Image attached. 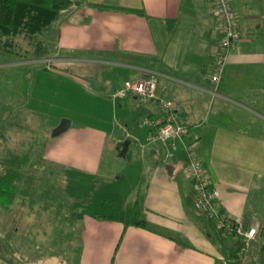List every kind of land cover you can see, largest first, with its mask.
Segmentation results:
<instances>
[{
  "label": "crops",
  "instance_id": "obj_1",
  "mask_svg": "<svg viewBox=\"0 0 264 264\" xmlns=\"http://www.w3.org/2000/svg\"><path fill=\"white\" fill-rule=\"evenodd\" d=\"M73 2L48 31L58 32L52 66L80 63L74 58L80 54L92 67L99 64L102 69L120 70L114 80H107L99 89L91 86L95 88L92 92L107 101L112 100L110 92L119 90L132 77L155 78L159 98L182 107L191 127L187 140L196 143L212 186L220 192L219 204L229 218L241 219L248 229H257L256 240L264 246V135H259L264 133V0H232L242 43L230 55L217 88L211 74L221 30L211 0ZM42 62H17L0 65V69ZM25 95L8 92L5 101L10 105L0 107V136L12 145L15 140L13 148L23 142L20 135L25 131L24 126L12 122L8 109L15 105L23 112ZM133 96L117 104L110 101L117 129L66 130L47 148L41 161L60 171L64 165L83 176L100 177L106 153L130 139L124 157L133 145L136 157L132 162L147 180L142 200L145 226L133 225L135 219H98L88 212L80 221L65 217L64 222L74 224L60 226L63 231L58 228L57 235L64 232L69 237L73 228L79 229L73 231L78 235L75 240L71 236L77 241V264H231L237 240L222 236L215 223L196 210L186 153L180 151L166 159L165 146L147 143L151 128L144 126L143 119L157 118L159 108ZM136 102L143 105L137 111ZM37 119L32 127L39 126ZM117 130L129 132L126 139L117 135ZM5 145L0 144V152ZM13 151L12 158L0 156L1 168L10 162L23 163L25 152ZM26 176L22 174L13 203L0 205V222L5 224L0 244L4 243L2 236L10 243L21 236L24 223L31 219V227L37 228L40 222L42 231L53 229L57 238L54 222L49 219L52 214L46 211L44 216L30 210L40 202L36 197L45 196L27 188ZM0 264L23 263L0 253Z\"/></svg>",
  "mask_w": 264,
  "mask_h": 264
},
{
  "label": "rangeland",
  "instance_id": "obj_2",
  "mask_svg": "<svg viewBox=\"0 0 264 264\" xmlns=\"http://www.w3.org/2000/svg\"><path fill=\"white\" fill-rule=\"evenodd\" d=\"M57 39L58 32H46L31 41L20 36L14 40L15 44L9 52L0 50V65L34 60L43 61L42 63L17 67L8 66L0 69V107H4L5 104L10 105L7 103L8 101H5L8 92H18V94L21 92L24 95L27 93V102L24 101L23 112L17 111L15 105L8 109V116L9 113L12 114V122L24 126L25 132L20 135L23 142L13 148L15 140L12 145V142L9 143V141L5 143L4 137L0 136V144H6L0 152V156L7 154L12 158L13 150L16 153L25 152L21 170L27 175L25 181L27 188L37 194L42 191L45 196L44 199L36 197L35 199L40 202L37 204L38 206L30 210L40 211V215L43 213L44 216L48 212L52 214L49 219L54 222L57 236L54 238V234L52 235L53 229L46 228L42 231V227L39 226L42 225L40 222H38L37 228L31 227L34 222L31 221L32 219L28 224L24 223L26 227L21 229V236L19 235L12 243H10L11 240L2 236L4 243L0 244V253L23 264H77L78 251L75 250L77 241L74 242V240L78 235L73 231H79V229L73 228L72 234L68 237L64 232L61 236L57 235L58 228L61 229L60 226L66 227L73 223L64 222L65 217L69 220L80 221L84 214L89 212V209L93 210V207L96 206L93 202L97 198L111 199L114 208L118 209V213H114L109 208L107 210L109 215L124 220L144 219L142 200L145 189H147L146 177L140 174L141 171L132 162V159L136 157L133 145H131L128 155L125 157L122 155L126 151V142L131 144V140L126 139L129 132L116 131L117 135L123 136L126 140L118 143L113 152L106 153L100 177L83 176L80 171L64 165L59 167L60 171L56 169L57 167L52 168L41 161V158L46 156L47 148L66 130L86 131L91 129L109 132V130L117 129L119 126L118 122H114L116 117L114 118L111 111L110 101L113 100L112 103L117 104L134 95L132 92H126L125 96L116 95L118 91L125 89L126 82H124L119 90L110 92L112 100H101V96L92 92L91 89H99L100 85L107 80H114L115 75L117 77L121 71L102 69L99 64L92 67L88 60H81L84 56H80V54L74 55L75 59H80V63L75 62L65 67L52 66L54 62L52 56L57 47ZM44 50L46 56L38 57L37 54ZM92 55L99 56V53L93 52ZM138 80L135 77L129 79L131 82ZM91 86H95V88ZM105 86L107 85L105 84ZM140 107L143 105L136 102L134 110L137 111ZM37 116L39 126L32 127ZM61 127L66 130L59 136L55 135V132ZM6 135L9 138V133ZM259 135H264V133H259ZM8 156L7 158H9ZM0 169L2 168L0 167ZM28 176L29 178H27ZM101 204L107 207L106 202ZM129 206L133 208L130 209ZM99 211H104V208H100ZM29 217L35 218L33 215ZM205 218L210 223H214L209 218ZM18 228L20 229L19 225ZM61 231L63 230L61 229ZM0 232L5 233L3 222H0ZM70 241L71 248L69 247ZM262 244L259 239L250 243L244 255V264H264Z\"/></svg>",
  "mask_w": 264,
  "mask_h": 264
},
{
  "label": "built area",
  "instance_id": "obj_3",
  "mask_svg": "<svg viewBox=\"0 0 264 264\" xmlns=\"http://www.w3.org/2000/svg\"><path fill=\"white\" fill-rule=\"evenodd\" d=\"M214 14L220 21L221 41L216 50V60L211 74V81L217 88L220 86L230 55L242 43V34L238 16L232 6V0H211ZM132 92L144 103H155L159 108V116L155 119L147 117L144 126L151 128L148 143L162 144L166 148V159L173 158L180 151H184L188 158L186 167L189 178L193 181L196 210L203 216L214 221L224 237L235 240H245L247 248L256 239L257 229H245L241 219H231L219 204L220 192L212 186L210 176L196 152V143L187 139L191 127L183 117L182 107L175 101L159 98L157 94V80L143 78L136 82L127 81L124 90L116 95L125 96Z\"/></svg>",
  "mask_w": 264,
  "mask_h": 264
},
{
  "label": "trees",
  "instance_id": "obj_4",
  "mask_svg": "<svg viewBox=\"0 0 264 264\" xmlns=\"http://www.w3.org/2000/svg\"><path fill=\"white\" fill-rule=\"evenodd\" d=\"M73 5V0H0V50H11L15 44L14 40L20 36L30 41L41 37L50 31L60 21L63 13L70 10ZM37 56L40 58L46 56L45 50ZM21 164L10 162L0 169V205L2 206L11 205L15 199L22 180ZM107 200L108 198L94 200L93 204L96 206L93 210L89 209V213L98 219L115 218L116 216L109 215L107 210L111 208V211L118 213V209L114 208L111 199L108 202ZM104 202L107 207L101 204ZM96 208H104V211L100 212ZM132 224L145 226L146 221L137 218ZM246 249L247 242L237 240L231 264H244ZM261 250L264 252V246Z\"/></svg>",
  "mask_w": 264,
  "mask_h": 264
},
{
  "label": "water",
  "instance_id": "obj_5",
  "mask_svg": "<svg viewBox=\"0 0 264 264\" xmlns=\"http://www.w3.org/2000/svg\"><path fill=\"white\" fill-rule=\"evenodd\" d=\"M65 130H66V128L61 127L60 129H58V130L55 132V135L59 136V135H61ZM122 155L124 156L123 153H122ZM244 228L247 229L246 224H244Z\"/></svg>",
  "mask_w": 264,
  "mask_h": 264
}]
</instances>
